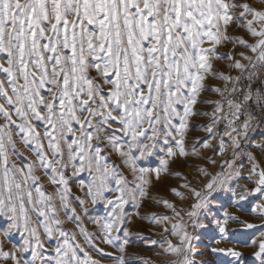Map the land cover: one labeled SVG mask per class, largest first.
<instances>
[{
	"label": "snow or ice",
	"instance_id": "1",
	"mask_svg": "<svg viewBox=\"0 0 264 264\" xmlns=\"http://www.w3.org/2000/svg\"><path fill=\"white\" fill-rule=\"evenodd\" d=\"M258 154L264 0H0V264H264Z\"/></svg>",
	"mask_w": 264,
	"mask_h": 264
},
{
	"label": "rangeland",
	"instance_id": "2",
	"mask_svg": "<svg viewBox=\"0 0 264 264\" xmlns=\"http://www.w3.org/2000/svg\"><path fill=\"white\" fill-rule=\"evenodd\" d=\"M210 170H214L212 168V166H209ZM185 172L190 176L192 177V183L194 185H197L199 186L202 181L201 180H197L196 177H195V173L191 170V169H185ZM244 182L241 181V184H243ZM177 203H179V201H177ZM159 211V210H158ZM230 211H235V209H230ZM237 215H241L243 216L242 213H239L237 212L236 213ZM183 215V218L184 220L186 221L188 219L187 215L186 214H182ZM243 218L245 219H251L250 217H247V216H244ZM180 223V218L179 217H176V218H173V220L169 221V223ZM134 225L137 227V228H150L151 226H148V225H143L141 224L140 221L138 220H134L133 221ZM233 227H235V225H233ZM151 231L155 232L156 235L153 237L154 239H160V238H164L165 234L161 231L160 228H154V229H151ZM176 238H173V240L175 241ZM109 251H111V249H108ZM141 254L143 255L144 257H147V258H150L149 260L145 261V264H160L161 261H170V260H177V264H178V260L179 258L178 257H172V256H165L161 249H156L155 251H146L144 248L142 247H138V246H130L128 248V254L129 256H131L132 254ZM199 259H206V257H201ZM102 264H114L113 261H109V260H104L102 261Z\"/></svg>",
	"mask_w": 264,
	"mask_h": 264
},
{
	"label": "built area",
	"instance_id": "3",
	"mask_svg": "<svg viewBox=\"0 0 264 264\" xmlns=\"http://www.w3.org/2000/svg\"><path fill=\"white\" fill-rule=\"evenodd\" d=\"M235 142H236V141H235V138L233 137V144H235ZM231 150H232V149L229 148V152H231Z\"/></svg>",
	"mask_w": 264,
	"mask_h": 264
},
{
	"label": "crops",
	"instance_id": "4",
	"mask_svg": "<svg viewBox=\"0 0 264 264\" xmlns=\"http://www.w3.org/2000/svg\"><path fill=\"white\" fill-rule=\"evenodd\" d=\"M252 151H254V150H252ZM258 155H264V154H258Z\"/></svg>",
	"mask_w": 264,
	"mask_h": 264
}]
</instances>
